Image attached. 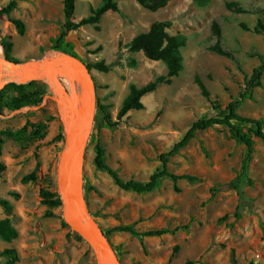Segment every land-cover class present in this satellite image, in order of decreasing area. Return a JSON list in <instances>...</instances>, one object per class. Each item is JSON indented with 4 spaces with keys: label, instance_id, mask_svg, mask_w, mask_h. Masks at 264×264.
I'll return each instance as SVG.
<instances>
[{
    "label": "rangeland",
    "instance_id": "rangeland-1",
    "mask_svg": "<svg viewBox=\"0 0 264 264\" xmlns=\"http://www.w3.org/2000/svg\"><path fill=\"white\" fill-rule=\"evenodd\" d=\"M10 0H0V7ZM102 0H76L73 20L90 15V7ZM121 12L106 11L98 28L86 24L70 31L62 47L73 51L85 64L103 60L105 72L90 69L94 110L82 168L83 197L90 214L103 231L117 225L137 230L173 228V234L139 240L128 232H112L107 238L125 264H264V144L254 138L247 175L252 184L238 189L227 184L237 176L246 147L238 143L227 126L197 131L189 143L169 158L173 173L197 177L194 183L170 179L147 193L126 191L93 164L94 147L100 142L106 164L123 180L145 181L160 167L159 156L177 142L195 120L222 116L227 104L247 88L254 67L264 60V34L253 32L257 20L264 24V0H169L151 11L136 0H116ZM235 2L243 12L228 8ZM10 17L24 22L19 34ZM63 0H18L9 15L0 16L2 40L12 43L11 56L19 61L48 56L63 28ZM154 21H166V31L184 39L179 49L182 69L169 84L160 83L145 94L143 108L128 111L120 120L118 109L131 84L142 86L167 71L163 60H150L142 51H130L129 41L147 31ZM221 31V46L232 57L210 47L216 42L212 22ZM244 23L248 29L241 27ZM198 76L209 96L201 94ZM42 82L37 81L31 90ZM46 85V84H45ZM36 105L0 111V218L8 216L17 230L11 241L0 238V251L15 249V264H95L87 243L64 221L61 204L43 201L41 190L56 192L55 171L64 138L56 103L49 87ZM15 89L7 94L17 95ZM238 106L243 116L264 118V71L260 86ZM97 102L107 106L113 126H107ZM40 124L33 127L31 124ZM247 127L242 125V130ZM63 135V129H62ZM38 162L35 178L23 183ZM219 187L214 195L211 190ZM57 193V192H56ZM177 246V249L174 247ZM6 257L0 255V264Z\"/></svg>",
    "mask_w": 264,
    "mask_h": 264
},
{
    "label": "trees",
    "instance_id": "trees-1",
    "mask_svg": "<svg viewBox=\"0 0 264 264\" xmlns=\"http://www.w3.org/2000/svg\"><path fill=\"white\" fill-rule=\"evenodd\" d=\"M17 1L18 0H10L7 4L0 7V16L9 15L17 7ZM75 1L76 0H63V13L65 16V21L62 30L54 40V48L78 58L76 53L62 47V43L64 42V39L68 35V33L86 24H93L95 25V28H98L97 24L99 22V19L106 11L111 10L114 12H121V10L116 0H102L99 6L90 7V15L81 18L79 21H74L73 14L75 11ZM168 1L169 0H136V2L140 6L151 11H156L164 7ZM226 6L228 8H235L237 12H243L240 7H236L235 2H228L226 3ZM9 20L13 23L16 31L19 34L24 33V22L21 19L10 17ZM167 27L168 23L166 21H154L150 24L147 31L138 33L129 41L128 48L130 51H142L144 56L150 60H163L166 63L167 71L164 75L157 76L154 80L149 81L145 85L136 86L134 84H131L127 95L123 99L121 106L118 109V120H120L130 110H139L143 108V102L141 98L145 94L153 91L158 84H169L172 81V78L177 76L179 71L182 69V57L179 53V49L184 46L185 41L183 38L177 35L169 34L166 31ZM241 27L245 30L248 29V27L244 23L241 24ZM211 28L213 34L216 36V42L210 47V49L219 55L232 57V54L229 51L224 50L221 46V31L216 21L212 22ZM253 32L257 34H264V24L260 20H257L256 24L254 25ZM1 46L3 49L4 57L12 61H18L10 54L12 47V43L10 41L2 40ZM86 66L89 70L93 68L101 72H105L109 69V65L106 64L103 60L87 63ZM263 71L264 60L260 65L253 68L251 77L247 83V88L244 91L239 92L237 98L231 100L227 104L225 114H223L222 116L202 117L192 122L184 135L177 142H175L168 151L160 154V167L152 172L147 180L141 181L135 179H121L117 171L113 170L106 164L105 150L100 142H97L94 147V166L97 169L106 171L112 177L114 183L118 187L126 191L147 193L158 188L161 181L166 178L173 181L175 190H179L175 185L178 180H186L188 182L194 183L198 179L196 176L188 173L177 174L169 171L167 168V162L169 161V158L176 154L180 149L185 147L195 136V133L197 131L204 130L213 126H227L232 131L235 140L238 143L244 144L246 147V153L241 162L240 170L235 179L230 181L227 185L234 189H238L241 182L252 184V180L247 175L248 163L250 162L254 150V138L261 140L264 144V118H254L240 115L237 112V108L244 99L252 97V88L260 86ZM194 81L199 86L201 94L205 97H208L209 93L201 79L198 76H195ZM36 84L37 81H30L21 84H7L0 90V111L2 108H7L8 110H16L23 106L38 104L41 100L42 95L46 92L45 83H41V85L31 90L25 91L26 87H33ZM10 88L17 90V95L9 96L7 94V90ZM97 107L102 112L103 120L105 124H107V126H113L116 124V122H111L106 105L97 102ZM31 125L33 127L40 126V124ZM242 125H245L247 127L246 131L242 130ZM62 136V128H60L57 139H61ZM37 168L38 162L36 163L35 168L30 173L22 177L21 181L25 183L33 180L35 178V172ZM218 189V186L214 187L211 190V195H214ZM41 197H43L44 203L48 205L59 206L61 204L60 198L58 197V194L56 192L41 190ZM0 205L3 207L7 214L11 213L12 207L7 200L0 198ZM187 227L188 225L185 224L181 226H175L173 228L163 227L158 229L137 230L133 227V225L127 224L108 228L106 231H104V233L107 237L112 232H128L133 236H136L139 240H142L146 237L161 236L166 233L173 234L176 231L180 229H186ZM17 234V230L11 224V219L8 216L0 218L1 239L5 241H11L12 239H15L17 237ZM174 249H177V246H175ZM0 255L6 257V261L3 264H15L18 260L17 253L13 248L3 249L2 251H0ZM180 264H192V260H186ZM249 264L253 263L250 262Z\"/></svg>",
    "mask_w": 264,
    "mask_h": 264
},
{
    "label": "water",
    "instance_id": "water-1",
    "mask_svg": "<svg viewBox=\"0 0 264 264\" xmlns=\"http://www.w3.org/2000/svg\"><path fill=\"white\" fill-rule=\"evenodd\" d=\"M12 61L0 56V90L9 83H45L56 103L63 129V147L56 171V192L66 224L91 249L95 264H125L111 246L104 231L90 214L82 189L81 167L85 152V129L91 114L90 70L80 59L64 52Z\"/></svg>",
    "mask_w": 264,
    "mask_h": 264
},
{
    "label": "bare ground",
    "instance_id": "bare-ground-1",
    "mask_svg": "<svg viewBox=\"0 0 264 264\" xmlns=\"http://www.w3.org/2000/svg\"><path fill=\"white\" fill-rule=\"evenodd\" d=\"M49 55H55V53L53 52V53H50ZM48 55V56H49ZM89 94H91V96H92V99H91V114H90V118H91V120H92V113H93V110H94V104H95V101H94V92H93V86L91 85V84H89ZM94 114V113H93ZM91 120H89V124H88V126H87V128L85 129V138L83 139L84 141H85V143L84 144H86V140H87V137H88V134H89V131H90V125H91ZM85 154H86V156L87 155H89V153L88 152H86V150H85V152H84V159H83V161H82V167H81V174H82V168H83V165H84V163L85 162H88L86 159H85Z\"/></svg>",
    "mask_w": 264,
    "mask_h": 264
}]
</instances>
